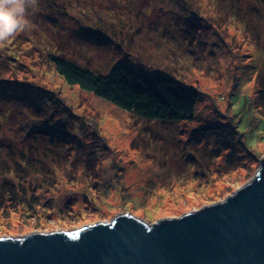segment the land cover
I'll return each mask as SVG.
<instances>
[{
    "label": "rangeland",
    "instance_id": "374dc122",
    "mask_svg": "<svg viewBox=\"0 0 264 264\" xmlns=\"http://www.w3.org/2000/svg\"><path fill=\"white\" fill-rule=\"evenodd\" d=\"M25 19L0 41V155L32 149L45 168L0 186V236L120 212L152 223L251 181L264 156V0H38ZM51 55L173 76L201 91L195 116L138 117L70 85Z\"/></svg>",
    "mask_w": 264,
    "mask_h": 264
},
{
    "label": "water",
    "instance_id": "95a60500",
    "mask_svg": "<svg viewBox=\"0 0 264 264\" xmlns=\"http://www.w3.org/2000/svg\"><path fill=\"white\" fill-rule=\"evenodd\" d=\"M225 200L155 222L120 212L70 230L0 236V264H264V156Z\"/></svg>",
    "mask_w": 264,
    "mask_h": 264
},
{
    "label": "trees",
    "instance_id": "16d2710c",
    "mask_svg": "<svg viewBox=\"0 0 264 264\" xmlns=\"http://www.w3.org/2000/svg\"><path fill=\"white\" fill-rule=\"evenodd\" d=\"M12 42L16 39L10 38ZM55 69L70 85H78L82 90L104 98L118 108L147 120L164 122H180L194 118V112L201 91L188 87L173 76L162 72H139L119 61L104 73L85 67L66 56L51 55ZM5 77L0 73V89ZM15 91L21 101L26 93ZM0 93L4 94L0 90ZM41 107V106H39ZM33 110V109H32ZM55 150V149H53ZM0 151L3 147L0 146ZM25 151H31L25 152ZM22 149L18 153L10 150L12 157L7 159L0 155V186L2 190L7 184L19 186L21 179H27L33 172L45 168V163L31 150ZM44 155H48L45 152ZM38 160V161H37ZM30 169L29 174L23 170ZM8 179V180H7ZM30 179V178H29ZM16 196L17 193L11 192Z\"/></svg>",
    "mask_w": 264,
    "mask_h": 264
},
{
    "label": "clouds",
    "instance_id": "9594fccd",
    "mask_svg": "<svg viewBox=\"0 0 264 264\" xmlns=\"http://www.w3.org/2000/svg\"><path fill=\"white\" fill-rule=\"evenodd\" d=\"M37 5L38 0H0V41L28 27L26 8L35 9Z\"/></svg>",
    "mask_w": 264,
    "mask_h": 264
}]
</instances>
